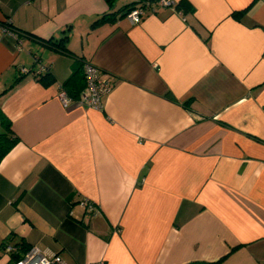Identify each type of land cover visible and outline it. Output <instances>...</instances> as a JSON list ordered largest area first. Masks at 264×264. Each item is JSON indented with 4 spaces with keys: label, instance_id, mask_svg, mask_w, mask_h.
I'll return each mask as SVG.
<instances>
[{
    "label": "crops",
    "instance_id": "crops-1",
    "mask_svg": "<svg viewBox=\"0 0 264 264\" xmlns=\"http://www.w3.org/2000/svg\"><path fill=\"white\" fill-rule=\"evenodd\" d=\"M140 1L0 0V264H264V0ZM85 62L101 109L58 97Z\"/></svg>",
    "mask_w": 264,
    "mask_h": 264
},
{
    "label": "built area",
    "instance_id": "built-area-1",
    "mask_svg": "<svg viewBox=\"0 0 264 264\" xmlns=\"http://www.w3.org/2000/svg\"><path fill=\"white\" fill-rule=\"evenodd\" d=\"M176 2L174 0H144L134 5L126 13V16L132 22H139L145 9H149L154 12L155 6H173ZM86 85L79 94L76 101L80 104L90 106L96 109L102 108L103 96L110 90L111 86L107 79V74L100 70L97 66L90 62H85L83 65ZM60 101L66 106L72 99L67 92L63 89L59 91L58 95ZM80 204L87 210L94 211V203L88 199H83ZM18 248L12 243H5L3 245V251L7 254L17 252ZM14 264H66L63 258L59 254H53L48 256L42 250L36 246H32L28 251L14 261Z\"/></svg>",
    "mask_w": 264,
    "mask_h": 264
},
{
    "label": "trees",
    "instance_id": "trees-1",
    "mask_svg": "<svg viewBox=\"0 0 264 264\" xmlns=\"http://www.w3.org/2000/svg\"><path fill=\"white\" fill-rule=\"evenodd\" d=\"M106 2L112 6V4L114 3V0H106ZM140 2H143V1H140ZM134 5L136 4L126 5L125 7H123L122 10L119 11V13L121 15H126V13ZM178 5L179 4L176 3L175 7L178 8ZM102 18H104V16L99 18V20ZM55 46L61 49L62 51H66V52L68 51V49L64 45L55 44ZM83 65H84L83 63H79L76 66V68L73 70V72L64 81V84H62V86L67 89L68 91L67 94L69 95V97L73 100H76L79 97V94L81 93V91L84 89L86 85V78H85V72H84ZM50 75H51L50 73L49 74L47 73L45 74V76H41L39 79L44 84L51 83V81L53 80V77ZM0 122L4 129V131L0 132V161H1V159L15 145V143L17 142V138L11 130L10 121L4 116L1 110H0ZM13 245H15L18 248L17 252L11 254L14 261L19 259L23 255V253L28 251L30 248L29 245L24 244V243L13 244ZM185 264H217V262L194 261V262H189Z\"/></svg>",
    "mask_w": 264,
    "mask_h": 264
}]
</instances>
